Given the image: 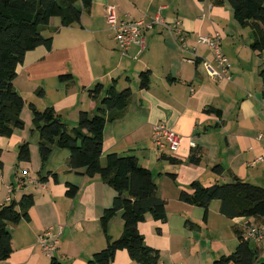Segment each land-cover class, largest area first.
<instances>
[{"label":"crops","instance_id":"crops-1","mask_svg":"<svg viewBox=\"0 0 264 264\" xmlns=\"http://www.w3.org/2000/svg\"><path fill=\"white\" fill-rule=\"evenodd\" d=\"M109 7H114L122 20L155 23L158 19L171 27L179 23L188 52L171 31L155 23L143 31L145 49L134 45L123 55L107 25ZM216 33L222 37L220 50L230 65L225 77L213 71L219 70L213 51L198 43L200 36ZM43 35L53 37L52 50L39 47L27 53L14 81L26 103L21 114L25 129L16 130L10 138L0 136V161L4 164L0 207L7 204L8 188L19 179L33 184L16 189L12 200L29 194L35 198L30 222L9 226L14 247L10 264H49L50 258L39 245L49 229L59 238L56 255L66 264H86L105 248L100 219L112 206L116 192L102 178H89L83 169L72 170L68 150L55 149L41 164L39 135L28 130L33 129L30 104L39 110L54 108L69 129L75 128L81 112L93 113L97 108L87 90L99 83L110 87L114 80L118 90L131 88L133 96L124 114L106 125L102 161L110 154L135 156L152 172L159 196L167 201V220L148 217L138 228L146 244L160 251L159 264H212L236 250L235 228L243 229L247 222L264 226V219L223 216L218 200L210 204L204 221L203 208L180 200V193L191 191L190 185L196 181L208 187L232 182L234 175L250 182L264 174V83L260 77L264 62L251 49V29L235 21L228 4L216 5L214 0H94L80 24L62 27L61 20L54 18ZM148 70L151 85L142 90L139 75ZM67 74L73 75L72 82L60 80ZM215 111H221V116ZM159 124L183 138L176 151L163 155L156 151L152 136ZM25 142L30 144L31 161L19 163L18 148ZM193 149L201 152L199 165L174 166L165 159L186 162ZM258 158L263 160L251 166ZM217 165L225 169L222 176L213 172ZM69 185L79 188L74 198L66 195ZM31 187L35 189L30 191ZM188 222L199 228L190 229ZM123 227L119 213L110 221L108 234L117 239ZM254 244L260 250L257 264L264 263V246ZM113 264L137 263L120 251Z\"/></svg>","mask_w":264,"mask_h":264},{"label":"trees","instance_id":"trees-1","mask_svg":"<svg viewBox=\"0 0 264 264\" xmlns=\"http://www.w3.org/2000/svg\"><path fill=\"white\" fill-rule=\"evenodd\" d=\"M94 0H0V136L10 138L16 130H23L25 122L21 118L26 105L24 98L16 91L14 81L18 67L24 63L27 53L39 47L52 50L53 37H45L43 32L52 19L59 18L62 27L80 24L83 14L89 12ZM204 1V0H199ZM216 5L228 4L233 18L252 34L251 49L264 53V0H214ZM264 83V63L260 71ZM63 82H72V74L60 76ZM150 70L139 75V87L150 88ZM117 80L110 87L97 84L87 90L89 97L97 102L93 113L81 112L78 125L69 129L54 108L39 110L30 104L33 115V133L39 135V154L44 165L55 149H65L70 153L69 166L72 170H85L89 178L100 177L116 192L113 204L106 209L100 219L106 246L94 253L86 264H113L120 251H126L137 264H159L161 253L146 244L139 231V224L151 217L155 221L167 220V201L158 194V186L152 172L142 167L135 156L110 154L102 161L104 131L109 121L124 114L133 96L131 88L117 89ZM43 93L40 92L39 95ZM213 113V110H207ZM221 116V111H215ZM193 149L186 162L174 157H166L171 165H199L201 155ZM31 149L29 142L18 148V162L29 163ZM4 164L0 161V175ZM216 175L222 176L225 169L217 165ZM170 177L176 179L175 174ZM191 191H182L180 200L192 206L203 208L208 217V209L213 201H221L220 212L229 219H264V188L248 183L238 176L232 182L204 186L193 182ZM79 188L68 186L66 195L74 198ZM35 204L33 195H24L19 201H12L0 207V264L8 261L14 253L10 225L17 226L22 221L30 222V209ZM119 213L123 220V233L114 239L108 234L110 221ZM250 223V222H247ZM189 228H199L188 222ZM239 240L236 250L228 256L215 259L212 264H257L260 250L243 239V229H234ZM59 251V248H58ZM56 252V254L58 253ZM50 258L49 264H66L57 255ZM264 264V263H261Z\"/></svg>","mask_w":264,"mask_h":264},{"label":"built area","instance_id":"built-area-1","mask_svg":"<svg viewBox=\"0 0 264 264\" xmlns=\"http://www.w3.org/2000/svg\"><path fill=\"white\" fill-rule=\"evenodd\" d=\"M107 25L109 30L112 32L119 51L125 55L129 49L138 45L141 50L145 49L146 39L143 31L153 28L155 23H161L163 27L168 29L173 33L176 39L181 42L182 49L188 52L189 49L186 45V37L183 31L179 28V23L175 24L173 27L169 26L166 22L156 19L155 23H148L143 20L139 21H130L122 20L117 15V11L114 7H109L107 9L106 15ZM222 37L219 33H216L214 36H200L198 39L199 44L207 45L214 53L215 62L219 70L214 71L216 76L225 77L228 73L230 65L228 64L227 58L222 54L220 50ZM262 110L264 111V96L261 101ZM263 135L258 137L259 140H262ZM183 138L175 133L173 130L168 128L164 124H159L154 127V132L152 136V143L158 152V154L163 155L166 152H174L181 145ZM194 146V144H192ZM263 159L258 158L251 163V166L256 165L258 162H261ZM33 182L28 180L27 183L21 179L17 180L15 186H10L8 188V196L6 202H12V193L16 189L25 188L26 184ZM243 239L246 242L260 244L264 242V226L257 225L255 223H246L243 227ZM59 238L57 235H54L52 229H49L42 235L39 239V245L42 248L43 252L48 258H52L54 254L58 251Z\"/></svg>","mask_w":264,"mask_h":264},{"label":"rangeland","instance_id":"rangeland-1","mask_svg":"<svg viewBox=\"0 0 264 264\" xmlns=\"http://www.w3.org/2000/svg\"><path fill=\"white\" fill-rule=\"evenodd\" d=\"M56 20H59V18H55ZM244 41L246 42V39H244ZM247 43V42H246ZM260 56V58L263 60V62H264V53H262L261 55H259ZM23 120V119H22ZM24 121V120H23ZM32 127H33V123H32ZM25 129V128H24ZM23 129V130H24ZM33 129L32 128H30L29 130H28V132H30V131H32ZM42 164V163H41ZM16 165H17V163H16ZM35 167V166H34ZM251 170H253V169H251ZM253 171H257V170H253ZM264 172V171H263ZM36 176H37V172H35L34 173ZM259 174H262V173H259ZM228 183H230V181H228ZM248 183H251V184H254V185H257V186H260V187H263L264 188V174L263 175H261V177L259 178V180H252V181H248ZM35 188H30V191H33ZM262 246H264V242H262V244H261ZM256 245L254 244V243H252V247H255ZM261 258H263L264 259V254H263V256L261 257ZM264 261V260H263Z\"/></svg>","mask_w":264,"mask_h":264}]
</instances>
